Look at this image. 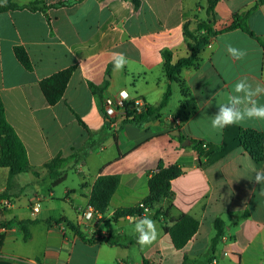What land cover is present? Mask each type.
<instances>
[{
    "label": "crops",
    "instance_id": "crops-1",
    "mask_svg": "<svg viewBox=\"0 0 264 264\" xmlns=\"http://www.w3.org/2000/svg\"><path fill=\"white\" fill-rule=\"evenodd\" d=\"M26 6L34 0H0ZM37 7L0 13V99L4 116L23 144L30 166L38 175H17L7 187L8 169L0 168V223H11L0 234V264H264V184L252 180L264 161L256 163L238 136L242 130L264 134V121L251 120L211 128V117L246 79L253 88L264 86V47L240 29L224 31L257 0H217L207 13L208 0H141L138 10L125 0H40ZM70 1L64 7H52ZM207 26L208 45L191 67L169 82L163 52L175 63L189 56L183 35ZM246 25L264 41V4L246 19ZM231 44L246 55L234 60ZM21 46L32 65L27 71L16 60ZM113 53H123V70L112 67ZM75 67L62 99L49 106L38 82ZM88 83L103 87L102 98L126 92L158 108L170 89L158 119L143 126L122 125L111 134L102 101ZM214 97V99H213ZM264 104V95L257 98ZM211 100V104H210ZM76 114L81 125L76 119ZM175 131L179 136L172 135ZM184 137L186 146L182 145ZM190 141L205 145L198 155ZM61 153L69 160L64 180L55 187L40 168ZM178 165L183 173L171 181L173 205L199 222L196 234L177 250L164 232L165 221L153 211L113 220L114 212L134 207L148 194L147 181L157 164ZM118 175L119 185L105 214L91 221L82 217L92 186L99 176ZM3 203H9L4 207ZM166 202L157 207H165ZM34 208L38 211L34 212ZM244 213L246 214L243 217ZM155 222L156 240L137 243L135 221ZM220 217L226 233L210 254L213 221ZM31 221L30 238L22 240L15 225ZM72 225V228L68 225ZM3 230V231H2Z\"/></svg>",
    "mask_w": 264,
    "mask_h": 264
},
{
    "label": "trees",
    "instance_id": "trees-1",
    "mask_svg": "<svg viewBox=\"0 0 264 264\" xmlns=\"http://www.w3.org/2000/svg\"><path fill=\"white\" fill-rule=\"evenodd\" d=\"M132 4L134 10H138L141 4V0H125ZM217 0H208L207 13L212 12L213 6ZM41 3L40 0H34L26 6H18L10 1L0 4V13L9 10H22L29 9L31 11H40L45 13L46 7H37ZM70 4V1H59L52 4V7H64ZM264 4V0H257L255 5L246 11L243 16H234L233 22L225 27L224 31L233 29H240L249 37L255 39L260 45L264 47V41L256 37L246 25L247 17L259 6ZM207 29V26H200L196 32H190L187 24L183 26V35L186 40L187 47L189 49V56L180 58L175 63L171 61V54L169 52H163L164 58V72L169 82L177 80V76L184 68L191 67L197 61L200 52L208 45L209 34L206 31L205 34L200 32ZM13 53L16 60L27 71L32 70L31 62L21 46H14ZM113 67V63L109 65L108 70ZM75 71V67L71 66L57 73H54L46 78L41 79L38 82L39 88L44 96L46 103L49 106L57 104L64 94L65 88L68 84L70 77ZM88 88L93 94L103 101L102 91L103 87H96L91 83H88ZM170 97V89L163 95L162 101L158 108H149V113L154 114L155 119H158V110L163 108L168 102ZM78 122L83 125L79 117L74 114ZM84 126V125H83ZM85 127V126H84ZM179 140H184V137H179ZM238 141L242 148L248 152L252 160L256 163L264 161V134L252 130H242L238 136ZM202 142L190 141V146L195 150L198 155L204 153L202 148ZM77 159L75 156L70 158H63L61 153H58L55 157L45 163L40 169L44 171L51 179V186L55 187L64 180L62 170L69 160ZM0 168L8 169L7 187H10L13 179L24 173H30L34 176L38 175V170L32 168L28 162L25 148L12 127L7 123L4 116V107L0 99ZM183 170L178 165L165 166L162 162L157 164L156 170L151 174L147 181L148 194L142 199L141 203L143 208L138 206L123 207L117 209L113 214V220L117 221L127 216H142L146 209L147 211H153L154 220H164V232L168 234L172 245L175 249L181 250L188 243V241L196 234L199 228V222L190 215L183 214L177 211L173 205L174 193L171 190V181L182 175ZM120 182L118 175L99 176L96 178L89 196L88 204L92 209L100 215L106 213L110 199L117 189ZM166 202L165 207H157L160 203ZM145 208V209H144ZM246 214L244 213L243 217ZM31 221H20L15 223L18 229L22 233V240L27 241L30 238L29 226ZM11 223H0V226L7 228ZM72 228V225L68 223ZM214 235L210 241V254H213L217 245L226 233V225L224 221L217 217L213 221ZM4 243V235L0 234V248Z\"/></svg>",
    "mask_w": 264,
    "mask_h": 264
},
{
    "label": "clouds",
    "instance_id": "clouds-1",
    "mask_svg": "<svg viewBox=\"0 0 264 264\" xmlns=\"http://www.w3.org/2000/svg\"><path fill=\"white\" fill-rule=\"evenodd\" d=\"M226 50L234 60H241L246 55L244 50L237 49L231 44L226 45ZM112 63L114 70L120 71L128 63V59L123 53H113ZM262 95H264V86L258 84L253 88L246 79L238 80L233 86V93L227 96L226 102L217 104L218 111L211 117V128L219 132L225 127L251 120L264 121V104L259 103L257 99ZM252 171L254 183L264 184V169L256 170L253 166ZM135 232L137 243L141 246L151 245L158 234L155 222L148 217L138 218L135 221Z\"/></svg>",
    "mask_w": 264,
    "mask_h": 264
},
{
    "label": "built area",
    "instance_id": "built-area-1",
    "mask_svg": "<svg viewBox=\"0 0 264 264\" xmlns=\"http://www.w3.org/2000/svg\"><path fill=\"white\" fill-rule=\"evenodd\" d=\"M149 108L143 98H130L126 92H120L117 95L104 98L102 101L103 116L111 134H115L122 125L127 123L143 126L147 122H152L155 116L149 113ZM202 148H205L204 144H202ZM3 206L9 207L10 204L3 203ZM137 206L140 208L144 207L142 203ZM36 211L38 209L34 208V212ZM144 211L146 212L147 210L145 209ZM97 215L90 206H87L82 213V217L86 221L93 220Z\"/></svg>",
    "mask_w": 264,
    "mask_h": 264
},
{
    "label": "water",
    "instance_id": "water-1",
    "mask_svg": "<svg viewBox=\"0 0 264 264\" xmlns=\"http://www.w3.org/2000/svg\"><path fill=\"white\" fill-rule=\"evenodd\" d=\"M172 135H175V136H179V132L178 131H175L174 133H171ZM187 140H184L183 142H182V145L183 146H186V144H187Z\"/></svg>",
    "mask_w": 264,
    "mask_h": 264
}]
</instances>
